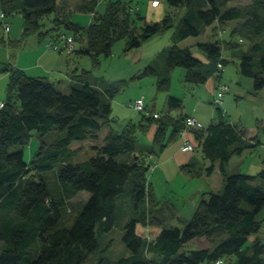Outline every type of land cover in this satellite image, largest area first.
I'll use <instances>...</instances> for the list:
<instances>
[{
  "label": "trees",
  "instance_id": "16d2710c",
  "mask_svg": "<svg viewBox=\"0 0 264 264\" xmlns=\"http://www.w3.org/2000/svg\"><path fill=\"white\" fill-rule=\"evenodd\" d=\"M230 1L168 0L183 11L176 26L169 14L154 23L142 24L139 17L142 23L137 25L136 21L131 22V7L127 2L110 3L99 17L95 5L90 9L94 17L85 28L87 43L79 52L92 59L93 67L99 66L101 55L111 54L114 40L127 37L125 51H130L173 26L172 45L163 53V66L149 63L141 75L157 76L159 91H170L171 74L178 67L185 69L188 90L190 84H205L216 75L213 105L222 116L211 121L206 129L200 124L187 129L186 118L193 115L174 117L167 111L162 117L156 111L159 116L154 117L155 111L144 99L146 109L141 112L150 115V123L157 124L152 147L137 145L133 134L136 125L127 132H119L109 124L111 100L125 87V80L101 79L96 83L90 77L92 71L82 69L78 74L73 72L75 82L64 92L45 76H30L13 66L0 68V74L9 73L8 98L0 108V242L3 243L0 264H90L99 250L110 247L111 240L103 245L101 235L110 232L123 217L126 219L122 222V241L129 254L118 257L113 264H215L218 259H223L224 264H264V241L257 236L262 223L259 214L264 209V159L257 174H231L226 169L233 156L260 141L257 138L255 142H247L237 124L224 120L228 117L224 100L222 104L214 100L223 86L231 88L220 80L224 64L230 60L223 56V47L232 50L239 44H221L218 39L198 42L196 46L209 62L195 56L189 46L179 45L215 23L216 33L222 35L223 25L230 23L233 36L252 42L248 50L238 51L241 74L253 78L255 90L263 89L264 41L258 39L264 34V0H254L248 7L228 6ZM56 3L57 0H0V10L8 15L21 11L23 35L43 37L57 28L47 32L41 29V19L56 10ZM54 23L65 24L72 32H57L77 36L76 43L82 38V27L68 19L57 17ZM167 105L169 110L180 109L183 100L169 95ZM168 124L173 127V136L191 130L205 157L221 161L223 187L210 192L209 198L203 197L182 228L162 226L149 240L138 232L137 225L162 223L149 206L153 205L154 196L147 173L150 167L155 168L157 161L139 160L146 158V152L156 154L155 146L160 149L166 145L164 133ZM105 125L109 129L103 144L94 147L97 154L74 162L72 143L99 139ZM33 130L42 139L32 163L28 164L23 149L11 151V148L28 144ZM55 131L58 136L46 142L44 136ZM194 145L196 150L198 144ZM121 155L124 159L118 158ZM134 156L137 164L136 159L131 161ZM213 166L206 170L210 173ZM50 171L56 172L57 188L45 176ZM82 191H87L89 196L74 222L67 226L63 223V208ZM201 237L209 245L186 249L188 242ZM233 257L236 259L232 260ZM105 258L101 255L97 264H104Z\"/></svg>",
  "mask_w": 264,
  "mask_h": 264
},
{
  "label": "rangeland",
  "instance_id": "374dc122",
  "mask_svg": "<svg viewBox=\"0 0 264 264\" xmlns=\"http://www.w3.org/2000/svg\"><path fill=\"white\" fill-rule=\"evenodd\" d=\"M120 1L123 3L127 2L130 5L131 22L136 21L137 25H140L142 21V24H144L145 21L148 23L161 21L166 14H169L173 18L172 22L174 23V26H176L180 17L183 15L182 9L172 6L168 0H164L161 5H159L160 7L157 6L158 8H155L149 0H95L94 5L98 11V17L104 14L110 3ZM253 2L254 0H232L228 3V6L240 4L243 7H248L252 6ZM162 13L165 14L162 19H160ZM65 17L75 22H79L83 30L82 37H87L85 28L91 23L90 19L92 14L86 10H76L69 11L65 14ZM139 17L142 21H138ZM11 18H14L13 31L17 34L16 36H19L16 38H18L19 41L23 40L24 37L27 38L28 35L23 36L24 18L21 12L13 13L12 16H10V19ZM53 19L54 14L44 16L41 19L42 28L48 29L52 27L54 22ZM223 27L225 28V31L222 35H219L216 33L218 25L215 23L214 25L208 27L207 30L199 36H191L187 40H184L181 43V46L186 47L190 46L192 42H205L214 39L220 40L221 44L230 42L239 44V47H235L234 45L232 50L223 47V56L229 58L230 60L224 64L223 74L220 80L221 82L228 83L231 87L226 93L227 104H225L226 106L223 104L228 115V117H224V120H231L230 122L237 124L242 129L244 136L248 139L246 140L247 142H255L259 139L260 144L248 146L244 153L239 154V156L236 155L232 158L227 167L229 169V173L231 174L235 172H250V174H257L263 168L264 159V88L261 90H255L253 78L244 76L240 72V52L238 51L248 50L252 42L249 39L241 38L238 35L233 36L230 23L224 24ZM64 28L65 27L63 26L62 29ZM174 28L175 27L173 26L167 28L165 31L158 33L149 40L143 41L139 47L133 48L130 51H125L127 37L114 40L111 54L107 56L101 55L99 57V66L94 67L92 70L93 75L99 76L107 82L125 80V87L111 100L112 111L110 114L109 124L119 132H127L129 127L136 125V130L133 134L136 136L137 145L142 148L147 146L152 147L155 143L154 138L149 132L152 124L148 120V116L150 115L144 116L141 111L137 110L132 105V102H134L137 97L143 96L149 108L155 112L158 111L162 117L165 116L167 111H169V114L172 116L177 117L186 113L190 114V110L197 102V97L210 96L211 92L215 89V84L211 82L212 88L210 89L206 87V84H190V90H188V84L185 82V74H183L185 69L182 67H178L173 72L172 87L170 91H159L157 89V76L141 75L143 68L149 63L161 66L163 53L169 48V46L172 45V34L174 32ZM3 38L4 40H7L8 35H4V31L0 25V57L7 56V54H9L8 52H12L14 48H17L12 43L5 42ZM258 40L264 41V34H262ZM13 41L17 42V39H14ZM8 48L12 50H9ZM190 48L192 52L196 51V48ZM87 59L92 65V61L88 56ZM2 61L7 60L2 59L0 61V68L4 66H11V63ZM213 77H211V79L212 81H215ZM0 93L3 94L2 97H0L7 100L8 92L2 80H0ZM175 93H178L179 95ZM169 95L182 98L183 108L169 110L167 105ZM12 101L15 102V99ZM215 109L217 120H220L222 115L217 108ZM144 124L150 125V127L145 126ZM142 125H144L145 128H143ZM108 129L109 127L107 125L103 126L99 132V139L97 140L86 139L83 141L73 142L71 145V147L75 149L73 161L76 162L85 160L96 155L97 151L94 147L95 145L103 144L104 137L107 134ZM172 134L173 127L171 124H168L164 133V142L167 145L166 149H164L161 153H156L154 157L155 161L158 159L161 161L163 158L172 155V153L169 152L170 148L172 146L179 145V140H177L176 137L177 135L173 136ZM57 136L58 132H50L44 136V140L46 142H50ZM41 139L42 138L39 133L36 130H33L28 144L24 146L14 145L11 148V151L23 149L26 162L31 164L36 152L39 149ZM155 147L157 149V146ZM136 157H132L131 161L136 159L137 164L138 160ZM118 158L124 159V156L121 155ZM139 161L145 163V161L148 160L145 157H142ZM165 165L171 166L170 170L165 171L164 169L163 171ZM165 165L162 166L161 170L152 171V169L148 171V186L151 185V187L155 189L158 206L157 215L159 214L164 226L174 225L182 228L186 222V215L180 216L179 218L176 217L173 212H175L176 208H178L182 214H185L192 204V199H188L187 197V193L189 191V185L186 183L188 168L179 166L176 167L173 165L172 160ZM45 176L50 183H53L54 187L57 188L56 172H47L45 173ZM88 196L89 193L87 191H82L76 197L67 202L66 206L63 208V223H66L65 225L70 226L74 222ZM259 218L262 223L257 236L264 241V209L259 214ZM125 219L126 218L123 217V219L119 221L116 227H114L110 232L101 235L100 238L103 241V245L111 240L110 247H105V250L104 248L99 250L96 258L94 257L90 264H97L99 261L98 258L101 255L104 257L106 256L104 264H113L112 261L128 252V249L122 241V222H124ZM145 231V237L152 239L151 236H153V232L151 230ZM253 238L254 237H252V239ZM192 241L187 243L186 249H197L201 246L209 245L208 240L207 242L199 239L195 240V242ZM251 242L252 241L250 239L249 243ZM2 246L3 243L0 242V250L2 249ZM235 259V257L232 258V260Z\"/></svg>",
  "mask_w": 264,
  "mask_h": 264
},
{
  "label": "crops",
  "instance_id": "0c3cea01",
  "mask_svg": "<svg viewBox=\"0 0 264 264\" xmlns=\"http://www.w3.org/2000/svg\"><path fill=\"white\" fill-rule=\"evenodd\" d=\"M94 2H95V0H57L56 10H54L51 14H54V19L57 17H59L61 19H63V18L68 19L67 17H65V14L68 13L69 11H76V10L85 11L86 10L90 14H92V17L90 19V21L92 22L94 14L90 9H92L94 7ZM158 7H160V6H158ZM158 7H155V8H158ZM94 10L96 12H98L96 9V6H95ZM19 12H21V11H19ZM12 14L9 15V18H8L10 21V24H11V30L9 32L10 36L8 34V39L4 40V41L7 43H9V42L12 43L17 48H14V50L12 52H8L9 54H7V56H1L0 57L1 60L2 59L7 60V61H2V62L11 63V66L22 69L27 75H30V76H45V77L49 78L59 89H61L64 92L68 91L70 88V85L75 82V79L72 76L74 71H77V74H78L81 72L82 69H88L91 71L94 69L93 62H92V65L88 62L87 55H84V54L79 52L80 47L86 45V43H87L86 38L82 37L77 41V43L75 44V48H74L72 53H64V52H60V51L50 49L47 47V40L52 33H55V32L60 31V30L61 31L65 30L66 32H69V33L72 32L69 28L66 27L65 24H60L59 26H57L53 22L52 27H50L48 29H44L41 27V29L44 32L50 31L54 27H57L56 29L54 28V30H51V32L44 34L43 37H40L38 34H30V35H28L27 38L24 37L23 40L19 41V39L16 38L19 36H16L17 34H15L13 31L14 18L10 19V16H12ZM21 14H22V12H21ZM164 14L163 13L161 14L160 19H162ZM54 19H53V21H54ZM68 20H69V22H72L73 24H75L79 27H82V26H80L79 22H75L71 19H68ZM63 26L65 27L64 29H62ZM210 26H212V25H210ZM210 26H207L205 31ZM23 29H24V23H23ZM188 38H186L184 40H187ZM14 39L15 40L17 39V42H14L13 41ZM183 41H181L179 43L180 46H181V43ZM198 42H200V41L192 42V44L189 47L196 48V51L193 52V54H195L197 57L202 59L204 62H209L207 55L204 52H202L201 50H199L198 47L196 46V44ZM9 50H12V49H9ZM3 54H5V53H3ZM91 61H92V59H91ZM161 66H163V63H161ZM173 72H172V74H173ZM172 74H171V78H172ZM183 74H185V71ZM213 76H211V77H213L215 81H212L211 77H209V79L207 80V82L205 84H206V87L210 89V88H212L211 82H213L215 84V86H214L215 89L211 92L210 96H199V97H197L196 104L190 110V114L197 118V120L200 124V127L204 128V129H206V127L208 126V124L211 121L217 120L216 109H215V106L213 105V97H214V93L216 91L217 78H216V75H213ZM90 77L96 83H99L101 80V78L99 76L93 75L92 72H91ZM0 80H2L4 82L6 90H7L8 83H9V73L4 72V73L0 74ZM157 81H158V79H157ZM156 86H157V82H156ZM175 94L179 95L178 93H175ZM2 95L3 94L0 93L1 97H2ZM1 97H0V99L5 101V98H1ZM141 97H143V96H141ZM138 98H140V97H137V99ZM226 99H227V95H226L224 102H223L224 105L227 104ZM186 114L190 115L188 113H186ZM148 127H150V125H148ZM156 130H157V124L152 123L151 127L149 129V132L153 138L155 137ZM176 137H177V140H179V145L178 146H172L170 148L169 152L172 153V155L167 156L166 158H163L161 161L158 159L156 167L150 168L149 170H152V169H153L152 171L161 170L162 166L165 165L166 163L170 162L171 160H172L173 165H175L176 167L179 166V167H187L188 168L187 176H186V178H187L186 183H187V185H189V191L187 193L188 194L187 197H188V199H192V204L185 214L184 213L182 214L178 208H176V211L173 212L174 215L176 217H179V218H180V216L186 215L185 219L188 220L192 216V214H193L194 210L196 209L199 201L203 197L209 198L210 192L220 191L222 189V187H223V174H222L221 167H220L221 161L219 159L212 161V160L205 157V155L201 149V146L199 145V142L195 137V134L191 130H186L183 133H179V134L177 133ZM254 138H251V139H254ZM186 139L190 140L191 142H193L196 145L198 144L195 151L190 152V151H184L182 149V147L184 145V141ZM245 139H247V138L245 137ZM176 143H178V142H176ZM166 146L167 145L161 147L160 149H159V147H157L158 150L157 149L155 150L156 153L157 152L161 153L164 149H166ZM145 155H146V159L149 162L152 163L153 161H155L154 157L156 154L146 152ZM235 156H233L232 158H234ZM237 156H239V155H237ZM230 161L228 162V164L230 163ZM211 164H213L214 166H213V170L209 173L206 170V167H208ZM228 164L226 165V169H227V172L229 173V169L227 167ZM170 168H171V166L165 165V167L163 168V171H164V169H165V171H168V170H170ZM246 173H250V172H246ZM152 190H153L154 202H153V205H149V206L153 209L154 214L160 218L159 214L157 215L158 206H157V201H156L157 200L156 192H155V189L153 187H152ZM160 220H161V218H160ZM161 222H162V220H161ZM142 225H144V226H142ZM162 226H164L163 223L157 224V225H151V224L145 225L143 223H139L137 225V230L143 236H145V233H144V232H146L145 230H148V231L151 230L153 232V236H151L153 239L159 233ZM198 239L199 240H205L207 242V239L204 237L196 238L193 241L195 242V240H198ZM149 240H151V239H149ZM128 254H129V252H127L125 255H128Z\"/></svg>",
  "mask_w": 264,
  "mask_h": 264
},
{
  "label": "built area",
  "instance_id": "2783aa9c",
  "mask_svg": "<svg viewBox=\"0 0 264 264\" xmlns=\"http://www.w3.org/2000/svg\"><path fill=\"white\" fill-rule=\"evenodd\" d=\"M150 3H152L153 6L157 7L161 5V3L164 0H149ZM9 15L3 11L0 10V24L4 31V35L7 36L11 30V24L9 21ZM76 37L73 34H67L64 32H56L52 36H50L47 40V47L56 51L64 52V53H72L75 48L76 43ZM219 66L221 67L222 64L219 63ZM229 90V86L225 85L221 90L217 92L215 95V102L222 104L224 100L225 92ZM5 101L0 99V108L5 105ZM132 105L139 111H144L146 109L145 107V101L143 97H140L136 99L134 102H132ZM158 112H154V117H158ZM199 122L196 117L188 116L186 118V127L187 129L198 126ZM185 151H194L195 145L188 140H185L184 145L182 147ZM215 264H224L223 259H218Z\"/></svg>",
  "mask_w": 264,
  "mask_h": 264
},
{
  "label": "water",
  "instance_id": "95a60500",
  "mask_svg": "<svg viewBox=\"0 0 264 264\" xmlns=\"http://www.w3.org/2000/svg\"><path fill=\"white\" fill-rule=\"evenodd\" d=\"M149 169V166H146V170H148Z\"/></svg>",
  "mask_w": 264,
  "mask_h": 264
}]
</instances>
